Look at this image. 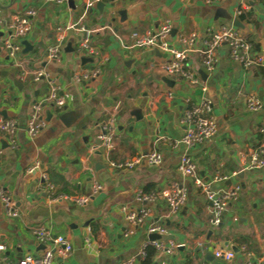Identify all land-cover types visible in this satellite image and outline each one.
I'll return each instance as SVG.
<instances>
[{
	"label": "crops",
	"instance_id": "1",
	"mask_svg": "<svg viewBox=\"0 0 264 264\" xmlns=\"http://www.w3.org/2000/svg\"><path fill=\"white\" fill-rule=\"evenodd\" d=\"M86 1L0 0V39L14 14L25 7L36 11L17 58L9 57L0 42V117L17 123L15 148L0 133V187L10 193L19 213L16 218L6 217L0 201V244L4 245L0 264H16L25 254L41 256L51 244L38 242L33 233L38 227L61 234L72 244L70 256L55 258L52 264H116L134 256L148 240L147 221L125 236L129 225L120 212L122 205L150 207L151 219L167 228L163 238L183 246L171 256L156 252L151 264H264V166L245 169L244 158L250 148H264V66L245 69L222 44L213 71L206 73L195 50L187 62L205 83L203 92L167 74L162 67L164 53L128 50L112 34L127 42L132 31L145 33L169 20L173 28L168 39L176 45L179 33L195 32L198 49L207 29L233 25L237 19L240 27H235L252 43L253 54L264 56V0H106L102 13L94 6L84 13ZM240 4L245 8L237 15ZM69 25L73 27L66 30L60 60L49 62L47 49L55 42L56 28ZM82 26L96 29L90 43L108 57L91 86L72 78L76 69L95 65L78 49ZM38 68L56 81L65 104L60 109L46 107L50 116L46 113L45 128L29 137L30 106L46 93L48 80L33 82L30 75H22ZM247 94L258 96L259 111L246 108ZM203 96L212 103L216 131L187 152L205 180L218 177L214 183L218 187H240L217 226L210 224L204 195L177 168L185 151L178 142L184 130L182 111L188 101ZM109 121L113 148L106 151L97 134ZM151 151L161 153L159 165L145 158L131 169L108 163ZM35 162L39 169L29 173L27 168ZM175 181L184 184L188 194L174 214L166 216L161 201L146 204L135 199L138 189L160 190ZM95 182L102 186L97 193ZM80 196L89 199L83 204L73 200ZM216 249H231L235 256L223 262L213 256Z\"/></svg>",
	"mask_w": 264,
	"mask_h": 264
},
{
	"label": "built area",
	"instance_id": "2",
	"mask_svg": "<svg viewBox=\"0 0 264 264\" xmlns=\"http://www.w3.org/2000/svg\"><path fill=\"white\" fill-rule=\"evenodd\" d=\"M47 2L62 3L67 0H45ZM98 0H87L85 3L84 13L92 8ZM245 8L240 4L236 10L237 15L242 14ZM36 11L33 7H25L18 14H14L6 24V35L0 39L2 47L7 55L13 59L17 58V54L21 49V40L30 32L32 28V19ZM73 25L67 27H57L55 42L47 49V60L49 62H57L60 60L62 48L64 45L65 33L67 28H72ZM172 23L165 20L155 29L139 33L132 31L129 34L128 41L125 42L122 36L112 31L120 46L130 50L135 48H150L156 49L164 53V61L162 63L163 70L167 74H174L198 87L201 91L206 90L205 83L192 70L187 60L189 54L197 50L202 56V66L206 73H211L217 61L216 51L222 44L228 47L229 57L239 62L245 69L252 67L264 66V56L254 55L252 52V43L243 37L238 29L232 24H220L217 28L207 29V35L201 39L202 47L195 49L198 41V34L191 32L188 34L179 33L176 37V45L169 39L172 31ZM83 33V36L78 42V49L84 55L95 60V65L92 68H78L73 72V80L83 86H91L101 74L103 64L108 60L105 54H102L97 48L91 45L90 35L96 29H88L81 27L78 29ZM30 75L33 82H39L42 78L48 80V88L44 95L35 99L30 106V113L27 119L26 132L29 137L38 135L47 124L46 107L50 109H60L65 104V99L59 94V86L54 79L48 76L44 68H38L34 71L25 72L22 77ZM171 98V93L167 94ZM246 108L249 111L257 112L261 109L262 103L255 94H247L244 97ZM181 122L184 125L183 133L178 140L185 151L181 154L178 163V171L181 176L191 180L195 189L204 195L210 208V224L217 226L222 221L224 212L227 210L229 203L236 199L239 192V185L216 186L214 183L218 177L211 180H205L197 171L196 164L187 150L203 143L214 136L216 131V123L212 111V103L206 97H201L198 101H188L182 111ZM112 121L105 123L102 127V132L97 134V139L104 146L106 151L113 148V136L111 130ZM17 123L13 118L0 117V133H2L10 147L17 146L16 139ZM142 158H145L151 165H159L162 162V155L158 151H151L145 155H137L131 159L124 161L109 160L108 163L114 168L131 169L137 165ZM244 158L247 159L245 169H257L264 166V148H250ZM243 159V158H242ZM39 169V163L35 162L27 168L29 173ZM45 178V175H42ZM51 189V185H47ZM102 186L95 182L93 192L100 191ZM187 187L177 181L172 182L169 186L150 192H144L140 189L136 190L135 199L143 203H155L161 201L165 203L167 210L166 216L176 213L187 199ZM88 196L75 197L79 204L86 203ZM0 201L3 207V212L6 217L16 218L19 216L18 210L14 204V200L10 193L0 187ZM120 212L127 221L129 227L125 232V236H130L136 232L138 227L147 221L145 232L157 234L159 238L146 240L139 252L123 261L116 264H138L141 259L146 256L147 247H152L156 252H162L167 255H174L178 249V244L171 238L164 239L167 234V228L163 222H154L150 207L142 206L139 208L128 207L122 205ZM38 242L43 244H51L47 247L41 256L25 254L20 257L16 264H52L55 258L65 259L72 253V244L61 234H54L45 227L33 229ZM4 249V245L0 244V251ZM213 256L223 262L231 261L235 253L231 249H216Z\"/></svg>",
	"mask_w": 264,
	"mask_h": 264
},
{
	"label": "water",
	"instance_id": "3",
	"mask_svg": "<svg viewBox=\"0 0 264 264\" xmlns=\"http://www.w3.org/2000/svg\"><path fill=\"white\" fill-rule=\"evenodd\" d=\"M106 2V0H99V1H97L96 3H95V5H94V7L99 11V12H103V7H104V3ZM93 10V8H90V9H88V13H90L91 11ZM233 25L234 26H237V27H240V23L238 22V20L237 19H235V21H233ZM78 39H81L80 38V36L78 37ZM16 83V82H15ZM17 85H19L18 83H16ZM47 113V117H49L50 116V112L49 111H47L46 112ZM64 119V118H63ZM148 238L149 239H157V238H159V235H157V234H150V235H148ZM178 249H183V246L182 245H179L178 246Z\"/></svg>",
	"mask_w": 264,
	"mask_h": 264
},
{
	"label": "trees",
	"instance_id": "4",
	"mask_svg": "<svg viewBox=\"0 0 264 264\" xmlns=\"http://www.w3.org/2000/svg\"><path fill=\"white\" fill-rule=\"evenodd\" d=\"M156 254V251L152 247H147L146 249V256L141 259L140 264H151L152 258Z\"/></svg>",
	"mask_w": 264,
	"mask_h": 264
},
{
	"label": "rangeland",
	"instance_id": "5",
	"mask_svg": "<svg viewBox=\"0 0 264 264\" xmlns=\"http://www.w3.org/2000/svg\"><path fill=\"white\" fill-rule=\"evenodd\" d=\"M195 188V187H194Z\"/></svg>",
	"mask_w": 264,
	"mask_h": 264
}]
</instances>
